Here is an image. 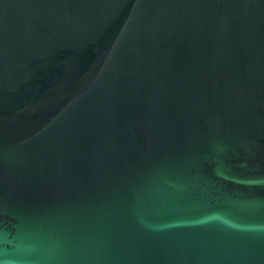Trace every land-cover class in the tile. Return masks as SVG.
Listing matches in <instances>:
<instances>
[{"label": "water", "instance_id": "obj_1", "mask_svg": "<svg viewBox=\"0 0 264 264\" xmlns=\"http://www.w3.org/2000/svg\"><path fill=\"white\" fill-rule=\"evenodd\" d=\"M0 264H264V0H0Z\"/></svg>", "mask_w": 264, "mask_h": 264}]
</instances>
